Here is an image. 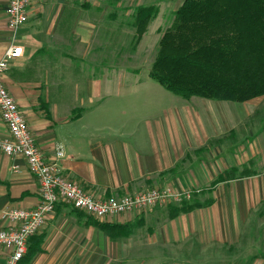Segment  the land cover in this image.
Listing matches in <instances>:
<instances>
[{
	"label": "crops",
	"instance_id": "1",
	"mask_svg": "<svg viewBox=\"0 0 264 264\" xmlns=\"http://www.w3.org/2000/svg\"><path fill=\"white\" fill-rule=\"evenodd\" d=\"M7 2L0 0V60L11 45ZM180 4L29 0L26 22L13 41L22 54L9 62L3 84L43 158L54 160L61 145L64 175L96 198L163 187L191 196L249 161L253 174L216 184L199 196L210 195L211 204L172 219L166 209L93 217L125 226L126 233L87 224L61 202L18 264H264V124L256 134L231 140L223 136L229 130L223 107L176 103L171 121L165 113L152 119L142 113L155 103L149 74L137 66L148 60L143 41L150 29L158 35L164 15ZM148 5L158 13L134 44L133 11ZM117 64L131 66L118 70ZM170 122L176 129H169ZM6 135L0 118V136ZM38 202V184L24 159L0 152V228L10 225L4 211L33 209ZM214 253L225 257L216 261ZM7 254L0 245V264Z\"/></svg>",
	"mask_w": 264,
	"mask_h": 264
},
{
	"label": "trees",
	"instance_id": "2",
	"mask_svg": "<svg viewBox=\"0 0 264 264\" xmlns=\"http://www.w3.org/2000/svg\"><path fill=\"white\" fill-rule=\"evenodd\" d=\"M157 13L156 5L134 9V44ZM169 23L158 39L148 73L153 81L185 100L199 97L244 103L264 96V0H182ZM252 174V161L225 170L208 189L192 191L189 200L167 206V214L172 219L207 206L212 200L201 202L199 196L211 192L218 183ZM72 210L84 215L87 224L105 231L127 232L125 226L100 223ZM37 239L39 243L40 237Z\"/></svg>",
	"mask_w": 264,
	"mask_h": 264
},
{
	"label": "built area",
	"instance_id": "3",
	"mask_svg": "<svg viewBox=\"0 0 264 264\" xmlns=\"http://www.w3.org/2000/svg\"><path fill=\"white\" fill-rule=\"evenodd\" d=\"M29 0H8L7 27L11 45L0 60V118L8 135L0 136V152L24 159L38 184L39 202L33 209L13 208L3 212V219L10 225L0 228V245L8 251L4 264H18L26 255L28 240L38 234L59 203L97 219L140 212L151 208H165L190 199V193H173L166 187L127 194L119 198H96L79 184L66 178L60 165L63 148L56 145L55 158L46 161L29 131L24 116L5 88L2 76L9 62L22 54V48L13 43L15 32L26 22Z\"/></svg>",
	"mask_w": 264,
	"mask_h": 264
},
{
	"label": "rangeland",
	"instance_id": "4",
	"mask_svg": "<svg viewBox=\"0 0 264 264\" xmlns=\"http://www.w3.org/2000/svg\"><path fill=\"white\" fill-rule=\"evenodd\" d=\"M182 2V0H181ZM171 19L170 14L164 15V24L161 25V32H159L156 36L155 32L150 29L143 41L145 45L148 46V60L147 62L139 63L137 66L142 67L140 68L143 72V76H146L149 73V70L151 68L152 61L156 55L157 51V42L160 38L159 35L162 33L165 28L170 24L169 20ZM155 37V38H154ZM125 66H131L130 64H117L118 70L121 69V67ZM149 88L152 90V95H150V99H154L155 103H152L153 105H150L149 108L143 109L142 113L144 115H148L150 119L156 118L158 116L159 118L161 116H164L167 119L171 121L172 114V106L176 105V103H181L184 105L185 103L192 105L197 103H209L213 104L214 106L223 107L229 110V130L223 135L225 137L229 136V139H236L239 138V136H245L249 137L250 134L258 133L259 129H261L262 125L264 124V96L257 97L254 99H251L249 101H246L243 103H235V102H227V101H213L208 99H203L199 97H191L188 100H185L179 96H176L169 91L165 90L161 85L153 81L149 77ZM159 97V98H158ZM224 113V110H223ZM225 125V124H224ZM177 125H174L170 122V130L176 129ZM185 128V126H183ZM167 129V128H166ZM191 198V196H190ZM211 199L212 197L209 195L207 197L202 196L200 201L205 202L207 200ZM187 200V199H183ZM182 200V201H183ZM189 200V199H188ZM174 205V204H173ZM165 208H151V210H165ZM150 210V209H147ZM146 210L141 211L140 213L144 212ZM139 213V214H140ZM140 228L135 229V233L139 232ZM166 245V244H163ZM171 245V243L169 244ZM213 248H219V246H215ZM245 248L252 249L251 245H246ZM210 257V256H208ZM225 257V255L216 254L214 253L211 258L217 261V259H221Z\"/></svg>",
	"mask_w": 264,
	"mask_h": 264
}]
</instances>
